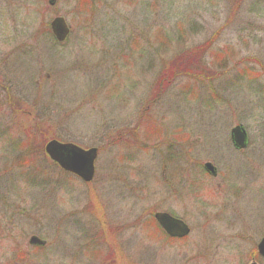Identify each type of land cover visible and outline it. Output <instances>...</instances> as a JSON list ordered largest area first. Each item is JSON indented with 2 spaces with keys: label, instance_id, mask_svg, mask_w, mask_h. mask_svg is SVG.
I'll use <instances>...</instances> for the list:
<instances>
[{
  "label": "rangeland",
  "instance_id": "rangeland-1",
  "mask_svg": "<svg viewBox=\"0 0 264 264\" xmlns=\"http://www.w3.org/2000/svg\"><path fill=\"white\" fill-rule=\"evenodd\" d=\"M51 140L98 149L92 183ZM263 237L264 0H0V264H264Z\"/></svg>",
  "mask_w": 264,
  "mask_h": 264
},
{
  "label": "water",
  "instance_id": "water-1",
  "mask_svg": "<svg viewBox=\"0 0 264 264\" xmlns=\"http://www.w3.org/2000/svg\"><path fill=\"white\" fill-rule=\"evenodd\" d=\"M51 26L57 39L63 42L69 34L65 20L63 18H56ZM232 139L237 148H245L246 133L241 126L232 131ZM46 153L50 160L63 170L76 175L86 183L93 180L95 161L98 155L96 148L85 150L74 144H64L54 140L47 144ZM206 167L211 172H214L211 165H207ZM155 218L171 237L184 238L190 233V229L185 223L172 218L169 214L158 213ZM31 244H42V242L37 238H33ZM258 250L259 254L264 257V238L259 243Z\"/></svg>",
  "mask_w": 264,
  "mask_h": 264
},
{
  "label": "trees",
  "instance_id": "trees-1",
  "mask_svg": "<svg viewBox=\"0 0 264 264\" xmlns=\"http://www.w3.org/2000/svg\"><path fill=\"white\" fill-rule=\"evenodd\" d=\"M173 71H174V73H173V75H172V78L174 79L176 76H178V75H176V73H175V71L177 70L176 68H174V69H172ZM165 72V71H164ZM180 75V74H179ZM173 79H171L170 81H172ZM165 80H166V77H163L162 79H161V81H160V83H162V82H165ZM169 81V82H170ZM168 82V81H167ZM159 83V84H160ZM161 88V85H159V89Z\"/></svg>",
  "mask_w": 264,
  "mask_h": 264
}]
</instances>
